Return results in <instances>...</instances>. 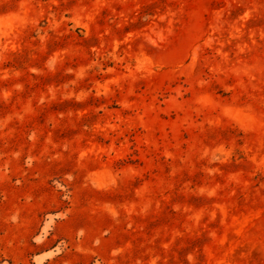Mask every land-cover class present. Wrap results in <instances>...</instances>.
Listing matches in <instances>:
<instances>
[{"label": "rangeland", "instance_id": "obj_1", "mask_svg": "<svg viewBox=\"0 0 264 264\" xmlns=\"http://www.w3.org/2000/svg\"><path fill=\"white\" fill-rule=\"evenodd\" d=\"M0 264H264V0H0Z\"/></svg>", "mask_w": 264, "mask_h": 264}]
</instances>
